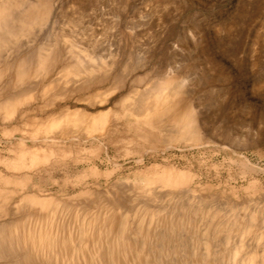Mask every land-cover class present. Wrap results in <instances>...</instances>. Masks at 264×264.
<instances>
[{
  "label": "rangeland",
  "instance_id": "obj_1",
  "mask_svg": "<svg viewBox=\"0 0 264 264\" xmlns=\"http://www.w3.org/2000/svg\"><path fill=\"white\" fill-rule=\"evenodd\" d=\"M9 1L0 264H264V0Z\"/></svg>",
  "mask_w": 264,
  "mask_h": 264
},
{
  "label": "bare ground",
  "instance_id": "obj_2",
  "mask_svg": "<svg viewBox=\"0 0 264 264\" xmlns=\"http://www.w3.org/2000/svg\"><path fill=\"white\" fill-rule=\"evenodd\" d=\"M9 0H0V22L1 23H3V24H7V22H8V19H9V17H10V11H9ZM89 78V77H88ZM112 78H113V76H112ZM107 77H103V78H96V79H86L85 81L84 80H82L83 81V83L81 84V87H83V88H88V89H91V88H98V87H100V86H102V84L104 83L105 84V82L107 81ZM118 79V78H117ZM163 89V88H162ZM85 90V89H84ZM158 90V89H157ZM156 90V91H157ZM154 93V95L153 96H151L150 97V99H148L145 103L146 104H144V102H143V105L142 106H139L140 105V103H137L138 104V106L139 107H134L133 105H132V109H133V111L135 112V113H137V114H143V116L145 117V118H147V119H149L150 121L152 120V119H154V118H156L155 117V113H156V109L158 108V105L160 104V103H162L163 101H164V99H165V95H159L158 94V92H153ZM163 93H165V92H163ZM167 96V95H166ZM142 102V101H141ZM165 102V101H164ZM15 103H16V101H12V102H10L9 103V105H7L8 106V108L6 109V110H9V112H12L13 110H14V107H15ZM162 107H163V104L161 105ZM127 107H128V105H127ZM131 107V106H130ZM160 108V107H159ZM130 109V108H129ZM16 111V110H15ZM14 111V112H15ZM81 111V110H80ZM105 112H99V116H100V118L98 117V116H95L93 119H92V122L91 123H89L88 125H86V129L88 130V131H92V130H96L97 128H99V127H102V125H101V121H100V119H101V117H102V115L104 114ZM69 114H71V115H66L65 114V121H66V123H68V122H72V124L73 125H76L77 124V122H78V124H79V121H81V118H80V120L78 119L80 116V114H79V112L77 111V110H73L72 112H69ZM77 114H79V115H77ZM184 116L185 115H182L181 116V120L179 121V122H184ZM82 119H84V118H82ZM102 120V119H101ZM65 121H64V124H65ZM105 129V128H104ZM182 131V130H181ZM63 132V131H62ZM64 133V132H63ZM187 136V135H186ZM188 137V136H187ZM5 223H7V222H5ZM89 223V222H88ZM17 224V223H16ZM90 224V223H89ZM13 225H14V223H13ZM15 226V225H14ZM1 228V227H0ZM14 228V227H13ZM4 230V229H3ZM2 231V230H1ZM89 231V230H88ZM87 231V232H88ZM41 232V231H40ZM0 233H3V232H0ZM5 233V232H4ZM2 235H4V234H2ZM16 235H18V234H16ZM28 235V234H27ZM7 235H5V237H6ZM3 237V236H2ZM51 237H52V235H51ZM44 238H45V236H42L41 234H39V235H29V236H24L23 238H22V243L24 244L23 245V249H22V252L21 253H19L18 254V252H16L15 254H14V256L16 255V254H18V255H16V258H14V259H17V263L18 264H50V262L51 261H47V263H44L45 261L44 260H42L41 261V257H42V254L44 253V248H45V246H47V248L49 247V248H51V246H52V244H54V239H50V237L47 239V241L45 240L44 241ZM13 238H11L10 240H12ZM21 240V239H20ZM19 240V241H20ZM2 241H4V240H2ZM2 241H0V242H2ZM8 241V240H7ZM14 241H15V239H14ZM13 241V242H14ZM18 241V243H20ZM56 241V240H55ZM17 242V241H16ZM4 243V242H3ZM11 244V243H10ZM27 244H30V249L31 250H27L26 248H27ZM17 245H19V244H17ZM2 246L4 247V245H1L0 244V253L2 252ZM20 246H22V244L20 245ZM26 246V247H25ZM60 246V245H59ZM84 246V245H83ZM5 247L6 248H8V246H6L5 245ZM5 247H4V249H5ZM18 247V246H17ZM10 248V247H9ZM21 248V247H20ZM14 249V248H13ZM12 248H10V250L11 251H15V250H13ZM16 249V248H15ZM19 249V248H18ZM7 250V252H9L8 251V249H6ZM54 250V249H53ZM49 251V250H48ZM3 252H4V254H3ZM3 252H2V254L1 255H5V250H3ZM6 254H9V253H6ZM12 254V253H11ZM0 255V256H1ZM52 255H53V253H52ZM10 256V255H9ZM5 257V256H4ZM12 257H13V255H12ZM49 257V256H48ZM44 259V258H43ZM47 259V258H46ZM49 259H50V257H49ZM49 259H47V260H49ZM50 260H52V259H50ZM44 261V262H43ZM15 263V262H14ZM53 263V262H52ZM8 264H9V262H8ZM11 264V263H10ZM54 264V263H53Z\"/></svg>",
  "mask_w": 264,
  "mask_h": 264
}]
</instances>
